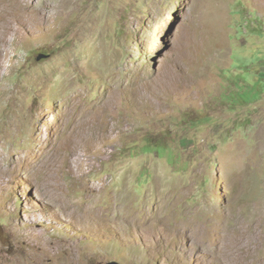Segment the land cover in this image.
Instances as JSON below:
<instances>
[{
    "label": "rangeland",
    "instance_id": "374dc122",
    "mask_svg": "<svg viewBox=\"0 0 264 264\" xmlns=\"http://www.w3.org/2000/svg\"><path fill=\"white\" fill-rule=\"evenodd\" d=\"M39 11L22 14L0 56V264L264 261V0H48ZM103 72L129 88L114 97ZM100 120L106 136L85 141ZM158 174L180 191L178 209L146 226L126 214L154 209ZM200 211L236 227L230 246L194 244Z\"/></svg>",
    "mask_w": 264,
    "mask_h": 264
},
{
    "label": "bare ground",
    "instance_id": "6f19581e",
    "mask_svg": "<svg viewBox=\"0 0 264 264\" xmlns=\"http://www.w3.org/2000/svg\"><path fill=\"white\" fill-rule=\"evenodd\" d=\"M48 0H0V56L4 55L6 53V49H5V45H6V41H7V37L10 32L13 30L14 25L16 23H24V19H23V13L25 11H27L28 9L33 10V11H39L40 7H46ZM51 2V1H50ZM50 4V3H48ZM31 12V11H30ZM40 12V11H39ZM42 13V12H41ZM213 13H208L207 16L212 15ZM214 17L216 14H213ZM210 17V16H209ZM212 17V18H214ZM202 18H206V15H204V17L202 16ZM201 18V19H202ZM216 19L218 18L215 17ZM214 18V19H215ZM215 19V20H216ZM204 20V19H202ZM208 21V20H207ZM205 22V20H204ZM217 21H215L216 23ZM214 23V22H213ZM214 23V24H215ZM203 24V22H202ZM209 26V25H208ZM215 26V25H214ZM218 27V26H217ZM111 63V62H109ZM107 64V63H105ZM108 66V65H107ZM111 66V65H109ZM108 66V67H109ZM113 69V68H112ZM111 69V71H112ZM108 70V68H107ZM106 70V71H107ZM103 79L106 81H108L107 85L109 88V93H112L113 95L118 91L121 90L122 88H129L127 86V84H125L121 78L113 81L112 79H109L108 75H105V72H103ZM108 74V72H107ZM112 75V74H111ZM116 76V75H115ZM114 77V76H113ZM112 78V76H111ZM115 78V77H114ZM178 78V77H177ZM141 82H143V80L141 79ZM138 88V87H137ZM136 88V89H137ZM108 91V90H107ZM139 93V92H138ZM105 94V93H104ZM110 95V94H109ZM118 95V94H117ZM103 96V95H102ZM105 96V95H104ZM111 96V95H110ZM115 97V95H114ZM112 97V98H114ZM103 98V97H102ZM112 98L108 97V101L111 102ZM115 102V101H114ZM113 102V103H114ZM105 105L102 104L100 101L98 103L97 102H91L89 104V106L86 107L85 112L81 113L79 115V120L83 117H87L90 113V111L94 112L95 109H102V107ZM106 106V105H105ZM111 106V105H110ZM113 107V106H112ZM108 108V107H107ZM110 108V107H109ZM110 110V109H109ZM62 115V113H61ZM101 123L102 120L100 121H96L94 122L93 126L91 127V129L89 130V132L87 133V135L84 137L85 141H89L92 144H97L99 141H101L103 139L104 136H106V134L101 135L100 131H101ZM105 123V122H104ZM111 129V124H109L108 130ZM94 132L96 134H94ZM254 156V155H253ZM32 166L33 168H39L38 165H36L34 163V161L32 162ZM242 167V166H241ZM239 168V167H238ZM252 168V167H251ZM32 169V168H31ZM40 169V168H39ZM218 169L224 170V167L222 165H219ZM233 170V169H232ZM242 170V169H241ZM220 171V170H219ZM226 171V170H225ZM229 171V170H227ZM224 172V171H223ZM238 172V171H237ZM242 174V173H241ZM161 175V174H160ZM159 174L157 176H155L154 178V184L153 187L150 189V191L152 192L150 198H149V204L153 203L154 204V209H150L149 207H147V209H143L141 208L139 211L136 212H132V213H127L126 215L131 216L132 219L135 222H140L143 223L144 225H150L155 219H157L158 221L165 219L166 216L164 215L163 211H162V207H166L167 209H178V205L177 202L174 198H179L180 197V191L175 187L174 183H170L171 181L168 179V177H163L160 176ZM237 175V174H236ZM240 175V174H239ZM243 175V174H242ZM238 176V175H237ZM251 177V176H250ZM241 178V177H240ZM239 178V179H240ZM244 176L241 178V180H243ZM237 179V180H239ZM170 183V184H169ZM244 183V182H243ZM245 184V183H244ZM243 185V184H242ZM240 189V188H239ZM251 190V189H250ZM254 190V189H253ZM166 198V199H165ZM199 205V204H198ZM152 206V205H151ZM204 208H206L205 205H201ZM250 207V206H249ZM248 207V208H249ZM153 208V207H152ZM218 208V207H217ZM229 208V207H228ZM226 208V209H228ZM244 208V207H243ZM165 209V208H164ZM209 209V211H214L215 207L213 206V204H207V208ZM246 209V208H245ZM197 210V209H196ZM219 210V214L222 215V213L225 211L222 207L218 208ZM230 210V209H229ZM237 210V209H236ZM172 211V210H171ZM186 210L184 208H182V210L180 211V214H183ZM176 212V211H175ZM173 212V213H175ZM201 212V216L204 217L205 219V214ZM228 212V211H227ZM233 212V211H232ZM244 212V211H243ZM251 212V210H250ZM253 213V212H251ZM125 214V213H123ZM229 214V213H228ZM172 215V214H171ZM200 215V214H199ZM170 216V215H169ZM174 216V215H173ZM183 216V215H182ZM185 216V215H184ZM183 216V217H184ZM224 216V215H223ZM239 216V215H238ZM241 216V215H240ZM239 216V217H240ZM202 217V220L204 221ZM227 219H231V217L226 216ZM174 218V217H173ZM237 218V217H236ZM264 218V217H263ZM172 219V217H171ZM196 219V218H195ZM222 219V217H221ZM220 219V220H221ZM224 219V218H223ZM173 220V219H172ZM171 220V221H172ZM214 220V219H213ZM232 220V219H231ZM230 220V221H231ZM238 220V219H237ZM262 220V219H261ZM156 221V220H155ZM179 221V220H178ZM222 221V220H221ZM220 221V223H221ZM225 221V220H224ZM229 221V220H228ZM157 222V221H156ZM168 222V221H167ZM205 225L203 227V225H201V227H203L202 229L199 227L200 230L198 231H194L193 233H195L194 236V244L197 243V245H199V248L202 249L203 251H206L207 253L213 254L216 251L221 250L223 247H228L230 245H228L229 240H230V236H232L235 232H236V227L235 226H223V225H218V221L214 222L217 223L213 224L212 222H210L209 219H205ZM227 222V221H226ZM172 223V222H171ZM185 223V222H183ZM224 223V222H223ZM222 223V224H223ZM229 223V222H228ZM166 224V223H165ZM164 224V225H165ZM174 224V223H173ZM225 224V223H224ZM233 224V222L231 223ZM257 224V223H256ZM170 225V224H169ZM168 225V226H169ZM184 226V224H182ZM226 225V224H225ZM236 225V224H235ZM163 226V225H162ZM167 226V227H168ZM161 227V226H160ZM172 226H169V229H171ZM194 228V226H193ZM240 229V228H239ZM180 230V229H179ZM184 230V229H183ZM188 230V229H187ZM193 230H196L193 229ZM185 231V230H184ZM183 231V232H184ZM192 231V230H191ZM238 231V230H237ZM182 232V231H181ZM190 232V230H189ZM193 235V234H192ZM262 242V241H261ZM258 243V242H257ZM232 246V245H231ZM255 246V245H254ZM259 246V245H257ZM238 248L242 249L243 252L245 253V255L248 254V249H254L255 247H251V245H237ZM229 249V248H228ZM230 250V249H229ZM233 250V249H232ZM253 251V250H252ZM254 252V251H253ZM258 252V251H257ZM205 254V252H204ZM243 255V254H242ZM244 255V256H245ZM241 257V256H240ZM212 258V257H211ZM253 258V257H252ZM237 259V258H235ZM251 260V259H250ZM246 261V262H250ZM243 261V260H242ZM241 262V260H240ZM245 262V261H244ZM227 263V262H226ZM225 263V264H226ZM220 264V263H219ZM228 264V263H227ZM243 264V263H241ZM245 264V263H244ZM252 264V263H251ZM253 264H264V261H256Z\"/></svg>",
    "mask_w": 264,
    "mask_h": 264
},
{
    "label": "water",
    "instance_id": "95a60500",
    "mask_svg": "<svg viewBox=\"0 0 264 264\" xmlns=\"http://www.w3.org/2000/svg\"><path fill=\"white\" fill-rule=\"evenodd\" d=\"M45 57H46V55L41 54V55H39V57H37V60H40V59L45 58ZM107 264H119V263H116V262H109V263H107Z\"/></svg>",
    "mask_w": 264,
    "mask_h": 264
}]
</instances>
